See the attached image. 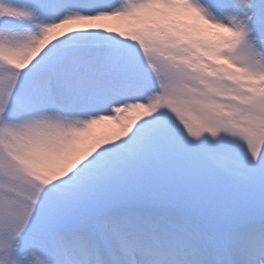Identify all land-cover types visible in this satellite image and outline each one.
<instances>
[{
    "label": "snow or ice",
    "instance_id": "obj_1",
    "mask_svg": "<svg viewBox=\"0 0 264 264\" xmlns=\"http://www.w3.org/2000/svg\"><path fill=\"white\" fill-rule=\"evenodd\" d=\"M0 264H264V0H0Z\"/></svg>",
    "mask_w": 264,
    "mask_h": 264
}]
</instances>
